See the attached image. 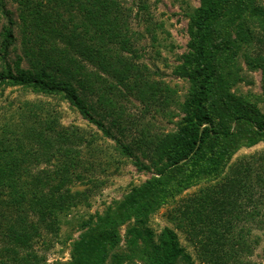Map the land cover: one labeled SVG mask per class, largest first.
I'll return each mask as SVG.
<instances>
[{"label": "trees", "instance_id": "obj_1", "mask_svg": "<svg viewBox=\"0 0 264 264\" xmlns=\"http://www.w3.org/2000/svg\"><path fill=\"white\" fill-rule=\"evenodd\" d=\"M14 1L23 6L25 25L32 30L45 29L43 25L46 21H42L41 15L44 8L47 12L51 8L58 21L45 29V38L39 39L40 44L35 46L39 51V61L45 60L44 53L50 63L46 61V65L37 66L40 72L36 74L23 72L20 68L14 73L4 66L0 70V88L2 84H10L35 89L44 96L62 97L102 133L103 139L113 141L114 147L131 160L138 171L156 172L155 178L135 187L120 202L117 210L101 219L99 225L88 228V222L81 225L82 218L79 220L83 232L74 240L70 264H125L122 255L113 254V250L121 243L120 227L134 219L137 225L129 230L134 238L130 245L142 242L139 253L143 264H182L184 256H189L184 255L177 232L167 227L155 241L154 232L144 224L153 212L175 202L191 187L213 180L227 157L228 142L244 131L235 134L228 129L226 122L229 119L249 127L242 133L248 140V146L264 142V122H258L251 115L231 111L226 100L219 98L220 90H215L219 70L210 56V50H214L212 40L216 42L220 29V26L215 27L216 22L229 20L227 24H233L238 21L235 28L239 42H247L250 39L245 30L247 20L264 30V8L255 7V0H201L200 8L192 17V40L189 44L192 52L186 57L192 92L184 104L186 116L179 135L171 141L147 140L144 135L145 142L139 135H133L129 142H125L129 137L128 127L131 130L138 125L135 119L129 118L133 123L126 126L122 117L119 119L115 115L113 126L117 127L125 141L118 138L105 121L113 113L112 110L123 114L124 107L106 94L108 91L114 94L116 90L120 95L123 92L134 94L138 99L135 94L144 96L148 89V83L141 80L140 70L132 69L134 67L122 56L128 51L136 53L137 34L132 30V10L124 6L123 0ZM139 7L144 12L149 11L147 0H141ZM65 15H68V23L61 24L60 29L58 22L65 21ZM0 17L6 20L0 32V61L5 63L15 44L13 17L6 9L5 0H0ZM64 39L66 44L62 43ZM99 46L110 47L114 53L108 57L101 56L97 49ZM82 48L89 53L88 56L81 52ZM53 50H56L57 57L53 55ZM113 61L121 71L112 68ZM90 65L97 69H88ZM68 67H75V71L81 73L78 80L81 89L76 85L74 88L70 72L69 76L65 75L66 78L63 76L60 80L52 78L47 72L52 68L54 72L65 74ZM97 91L103 92L98 100L107 98L111 108L105 105L98 110L96 105L89 106L87 98L90 94L96 96ZM222 105L224 107H220ZM14 118L17 135L8 136L4 144H0V264H47V253L56 241H60L62 227L70 223L68 218L72 209L89 206L93 190L103 185L102 180L92 176L96 170L95 163L102 162L95 152L88 165L84 155L92 151L94 142L80 137L76 128L60 127L54 132L47 119L32 114ZM18 147H22L23 154ZM8 151L26 157V162L15 167L13 162H7V166L3 167L4 154ZM109 152L101 150L107 156ZM143 153L151 165L142 161L140 154ZM54 157L65 161L49 169L44 167ZM256 181L258 189L253 185L248 194H242L244 187L239 185H243V181L230 177L222 188L212 189L208 204L200 200V196L181 201L182 207L177 210L180 216L174 219L175 224L198 251L204 253L205 264H230V259L226 261V258L233 253L232 248L220 244L227 238L225 234L230 232L240 214L251 218L254 224L262 223L255 218L264 216V209L257 210L259 205L264 208V178L259 177ZM76 186L85 189L74 192L72 189ZM258 190L263 200L257 202L255 196ZM244 195H247L245 206L251 207V214L239 212ZM238 243V252L234 250L238 256L249 251L247 242ZM123 257L128 258L127 254Z\"/></svg>", "mask_w": 264, "mask_h": 264}, {"label": "rangeland", "instance_id": "obj_2", "mask_svg": "<svg viewBox=\"0 0 264 264\" xmlns=\"http://www.w3.org/2000/svg\"><path fill=\"white\" fill-rule=\"evenodd\" d=\"M5 1L6 9L11 12L13 17L15 44L11 47L5 63L0 61V70L6 66L11 68L14 73H17L20 68L23 72L31 71L36 74L40 72V68L37 66L46 65V61L49 63L50 61L44 53L42 55L45 60L39 61V51L35 46L40 44L41 40L39 39L45 38V29L56 25L58 18L54 16L55 13L51 8L48 12L44 8L41 15L42 21H46V25H43L45 29L32 30L25 25L23 6L14 0ZM140 1L123 0L124 6L132 10V30L137 34L135 36L137 48L134 50L136 53L128 51L124 52L122 56L130 62L131 67H134L132 69L140 70L141 80L143 83H148V89L144 96L135 94L138 99L133 96L134 94L123 92L120 95L116 90L113 91L116 92L114 94H111L112 91H106V95L114 98L124 107V112L119 115L116 110L111 109L113 113L107 116L109 119L105 122L118 138L125 141L117 127L113 126L112 118L118 116L120 119L122 117L123 124L126 126L128 123H133L132 120L135 119L138 126L131 130V127H128L129 137L125 142H129L133 135L142 137L144 142L145 136L147 140L171 141L179 135L186 116L184 104L192 92V84L188 78L190 70L186 57L192 52L189 47L192 40V17L200 8L201 0H147L148 12L140 9ZM254 6L264 8V0H255ZM64 18L65 21L59 20L58 22L57 27L60 29L61 24L68 23L66 21L68 15H65ZM228 21L214 24L215 27L220 26L216 42L212 40L211 43L214 50H210L212 54L210 56L214 58L219 70L215 90H220L219 98L226 100L231 111H239L253 116L258 122H264V30L258 24L254 25L251 20H247L245 30L248 31L246 33L250 35V39L240 43L237 37L238 30L235 28L238 21L227 24ZM5 23V18L0 17V32ZM63 31L66 33V30ZM66 36H68L67 33ZM66 42V39L62 41L63 44ZM97 49L101 56L107 55L108 57L114 53V49L110 47L99 46ZM55 52L56 50H53V55L57 57ZM81 52H84L85 56L89 54L84 48L81 49ZM93 55L95 54L93 53ZM136 55H138L137 58H135ZM116 67H118L117 63L113 61L112 68L121 71ZM74 68L68 67L65 74L54 72L52 68L47 72L56 80H60L63 76L66 78L65 75L69 76L68 72H70L74 80V88L76 85L81 89V85H78L81 73L75 71ZM95 68L97 69L96 66ZM95 68L90 65L88 69ZM92 82L95 85V81ZM95 94L96 96L90 94V98H87L90 107L96 105L99 110L101 106L108 105L111 108V103H107V98L103 101L98 100L99 95L103 92L97 91ZM116 106L119 108V105ZM220 107H224V105ZM26 114L38 116L43 120L47 119L54 132H57L60 127L76 128L80 137L92 139L94 142L91 147L92 151L84 155L88 165L94 158L95 152L102 162V164L95 163L96 170L92 172V176L102 180L103 185L100 189L93 190L94 196L89 198V206L72 209L68 218L70 223L63 225L60 241H56L54 247L47 253V264H70L74 240L83 232L78 223L79 220L82 218L81 225L88 222V228L95 227L96 224L99 225L101 219L117 210L120 202L135 187L142 186L155 178L156 172L153 170L138 171L131 160L119 153L114 147L113 141L103 139L102 133L62 97L44 96L35 89L15 87L10 84H2L0 88V144H4V140L8 136L17 135L14 129V124H17L14 116L22 118ZM226 126L235 134L249 128L237 124L232 119L226 122ZM241 134H238L235 140L228 142L227 157L222 161L212 181L209 180L200 186L191 187L182 196L177 197L175 202L160 207L159 210L146 218L144 225L154 232L155 241H158V235L167 227L177 232L184 255L189 256L188 258L184 256L182 264H205V257L204 253L199 252L196 245L188 240L175 224L174 219L180 216L177 210L182 207L181 201L184 198L191 200L200 196V200H204L208 204L212 189L222 188L230 177H237L243 181V185H239V187H244L242 194H245L253 185L257 187L256 180L259 177L264 178V142L248 146V140L244 138V134ZM18 150L23 154L22 147H18ZM101 150H109L111 157L102 154ZM4 155L5 164L2 163L3 167L7 166V162H13L14 167L26 162V157H19L10 151ZM140 156L144 163L151 165L144 153ZM61 161L65 160L61 157H54L44 167L49 169L57 163L61 164ZM84 189L82 186H76L72 190L76 192V190ZM242 198L241 210L243 211L239 212L245 211L251 214V207L245 206L244 199H247V195ZM262 200L258 190L255 201ZM259 206L260 208L257 210L264 209L261 205ZM250 219L244 218V215L240 214L238 220L231 226L230 232L225 234L227 238L220 244L232 248L233 253L226 258V261L230 259V264H264V216L255 218L262 223L254 224V221ZM136 225L134 219L120 227L121 243L113 250V254L122 255L121 258L126 262L125 264H143L139 253L143 247L142 242H138L136 246L134 243L130 245V241L134 238L132 234H129V230ZM240 241L247 242L250 249L243 255L239 253L238 256L234 250L238 252V242ZM218 248L221 249L219 245ZM124 254H127V259L123 257Z\"/></svg>", "mask_w": 264, "mask_h": 264}]
</instances>
